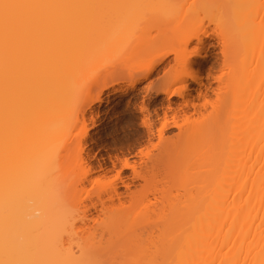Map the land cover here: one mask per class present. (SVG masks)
Masks as SVG:
<instances>
[{
    "label": "bare ground",
    "instance_id": "6f19581e",
    "mask_svg": "<svg viewBox=\"0 0 264 264\" xmlns=\"http://www.w3.org/2000/svg\"><path fill=\"white\" fill-rule=\"evenodd\" d=\"M133 36L136 71L80 100ZM166 59L163 112L140 106L156 142L94 174L104 91ZM0 264H264V0H0Z\"/></svg>",
    "mask_w": 264,
    "mask_h": 264
},
{
    "label": "rangeland",
    "instance_id": "374dc122",
    "mask_svg": "<svg viewBox=\"0 0 264 264\" xmlns=\"http://www.w3.org/2000/svg\"><path fill=\"white\" fill-rule=\"evenodd\" d=\"M209 40L213 41L215 39L213 37ZM131 42L129 48L124 50L122 54H119L106 62L93 64L92 67H90L89 74L83 84L84 92L81 94L80 100H84L88 97L85 89L89 88L91 94L95 93L98 89V83L106 77L115 76V74L121 77H126L129 73L136 71V68H133L132 70H127L125 67L121 68L122 60H124L126 55L125 53L129 52L131 48H134L135 46L136 38L134 36L132 37ZM167 60L168 59L159 64L157 69L151 75L142 79L137 85V88H128L121 93L113 95L112 92L114 88H117L119 85H121L123 89L125 88V81H123L119 83L118 86H112L104 91L102 97H106V95L109 94L111 95L110 99L113 98L111 100L103 98L104 101L99 106L100 110L98 114L94 115V119L97 121V126L90 129L85 140L83 152L90 165L93 164L92 166H94L95 169L92 172L94 174L107 172L112 176L116 173V170L120 168V160L123 156L134 158L139 162L140 157L138 156V149L147 144L148 140L156 142V134L153 133L154 136L150 135V133L147 132V129L141 124L142 114L140 112V106L144 105L146 108L148 107L150 111L156 109L159 114L163 112L166 104L164 94L158 93V95H155L154 90L156 88V81L162 74V72L158 74V71L161 70V67L167 62ZM209 60L213 64L214 59L210 58ZM207 67L208 66L202 67L195 63L192 65V70L196 71L199 78L205 80L208 73ZM177 73L178 70L174 69L170 72V76H174ZM125 79L126 78H124V80ZM150 81H154V85L149 92L146 93L138 89L139 86L146 85ZM187 93L195 95L193 90L188 89ZM170 100L172 102L181 101V99H178L176 96H171ZM116 101H118L117 104H115ZM105 106L110 107L107 114H105L103 110ZM186 110L192 112V106H190L189 109L187 107H180L179 112ZM174 132H176L174 127H168L164 133L169 136ZM151 136H153L152 139L150 138ZM99 166L101 169L96 168ZM113 166L115 167L113 168ZM120 171V176L123 178L122 180H128L130 170L124 168ZM117 182L118 185H121L120 180H117Z\"/></svg>",
    "mask_w": 264,
    "mask_h": 264
}]
</instances>
